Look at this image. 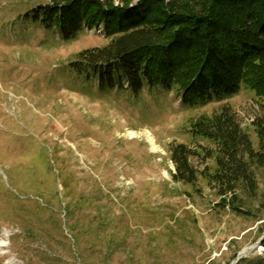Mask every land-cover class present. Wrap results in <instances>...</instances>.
Listing matches in <instances>:
<instances>
[{
  "label": "rangeland",
  "instance_id": "rangeland-1",
  "mask_svg": "<svg viewBox=\"0 0 264 264\" xmlns=\"http://www.w3.org/2000/svg\"><path fill=\"white\" fill-rule=\"evenodd\" d=\"M45 2L0 0V264L264 259V167L254 195L238 191L239 213L202 176L175 181L169 153L172 142L206 144L189 122L226 104L258 148L255 92L190 106L176 92L110 89L72 63L109 42L102 25L65 40L35 18Z\"/></svg>",
  "mask_w": 264,
  "mask_h": 264
},
{
  "label": "trees",
  "instance_id": "trees-1",
  "mask_svg": "<svg viewBox=\"0 0 264 264\" xmlns=\"http://www.w3.org/2000/svg\"><path fill=\"white\" fill-rule=\"evenodd\" d=\"M35 18L56 23L65 40L102 25L109 42L80 50L72 63L110 89L176 92L190 106L254 91L262 109L251 122L258 148L228 104L190 120L206 144L169 147L175 181L193 185L202 176L222 207L244 213L238 191L254 195V169L264 167V0H46Z\"/></svg>",
  "mask_w": 264,
  "mask_h": 264
},
{
  "label": "bare ground",
  "instance_id": "bare-ground-1",
  "mask_svg": "<svg viewBox=\"0 0 264 264\" xmlns=\"http://www.w3.org/2000/svg\"><path fill=\"white\" fill-rule=\"evenodd\" d=\"M130 133L132 135H135L136 134L135 131H130ZM149 142L151 143V145L153 146V148L156 147V142H155L154 138L151 136V134L149 135Z\"/></svg>",
  "mask_w": 264,
  "mask_h": 264
}]
</instances>
